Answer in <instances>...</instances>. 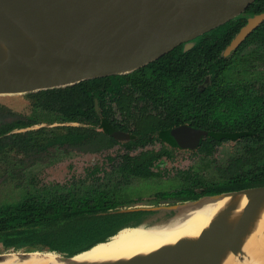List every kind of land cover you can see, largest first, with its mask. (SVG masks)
Masks as SVG:
<instances>
[{
  "label": "trees",
  "instance_id": "obj_1",
  "mask_svg": "<svg viewBox=\"0 0 264 264\" xmlns=\"http://www.w3.org/2000/svg\"><path fill=\"white\" fill-rule=\"evenodd\" d=\"M261 11H264V0H255L241 15L201 35L191 48L184 50L180 45L134 71L26 93L34 112L52 113L54 121L65 123L55 129L34 128L38 123L35 114L23 115L0 102V113L8 116L0 121V154L14 151L37 162L57 146L88 145L90 149H99L102 139L107 138L100 126L108 132L116 129L113 125L115 105L130 114L128 96L136 83L141 86L142 95H157L163 89V96L173 95L172 101L177 103L183 93L184 76L194 73L203 81L204 75L209 74L211 83L199 93H194L192 87L185 90L190 96L199 97V111L206 109V113L211 114L208 146L202 151L212 153L215 143L237 138L244 140V151L238 156L239 163L234 160L237 164L231 162L226 168H220L226 172V177L208 180L200 176L178 192L185 193L187 199L263 185L264 161L260 155L264 153V87L255 88L254 83L235 86L226 76L241 65L238 61L241 49L250 47L249 54L264 49V21L236 51L229 56L223 54L248 16ZM246 54L241 55L242 59L246 60ZM23 128L26 129L21 130ZM156 156L146 151L137 155L126 153L116 167L117 173L113 170L99 176L98 168L91 169L87 177L29 190L20 200L1 206L0 250L49 248L71 255L107 240L122 227L141 224L139 211L112 210L128 201H123L117 193L128 182V176L155 174L148 163ZM194 186L203 189L197 192Z\"/></svg>",
  "mask_w": 264,
  "mask_h": 264
},
{
  "label": "water",
  "instance_id": "obj_2",
  "mask_svg": "<svg viewBox=\"0 0 264 264\" xmlns=\"http://www.w3.org/2000/svg\"><path fill=\"white\" fill-rule=\"evenodd\" d=\"M254 1L0 0V95L134 71L180 45L184 50L191 48L201 35L241 15ZM262 21L264 11L248 16L223 54H230ZM172 132L181 139L179 134L187 130L178 127ZM113 134L119 135L117 131ZM240 194L245 195L246 203L235 221H230ZM224 196H231V201L195 237H183L127 257L69 264H221L227 253H243V238L264 202V184L172 204L112 210L148 209L152 213L139 225H164L182 210L197 209ZM11 250L53 251L60 260L68 261L81 252L69 255L49 248Z\"/></svg>",
  "mask_w": 264,
  "mask_h": 264
},
{
  "label": "flooded vegetation",
  "instance_id": "obj_3",
  "mask_svg": "<svg viewBox=\"0 0 264 264\" xmlns=\"http://www.w3.org/2000/svg\"><path fill=\"white\" fill-rule=\"evenodd\" d=\"M246 38H244L242 42ZM241 43L233 51H236L237 48L241 45ZM246 48H248L249 50L244 51ZM249 51H252V49L248 46H246L245 48L239 51L238 54L240 55V57L238 58V61L240 62L241 65L239 64L240 65L239 67L232 69L231 74L227 75L226 77L231 82V84H234L235 86L236 84L248 85V83L251 84L254 83L255 88H261V86L264 87V75L260 76L262 77V79L259 76L253 78H246V79H243L242 77L233 76V73L235 71L236 72H240L241 70L246 71V69L242 67L243 63H249L251 61L250 59L251 57L255 58L256 56V58H261L262 62H264V49H260L259 51H257L256 54L253 53L249 54L248 53ZM232 52L225 56L231 55ZM243 53H247L246 60L242 59L241 57ZM210 83H211V75L209 74L204 75L203 81H201V78H199L198 75H194V73L190 76H184L183 80L181 81L183 93H181L179 97V99L181 100L177 101V103L172 101L174 97L173 95L170 98L163 96L165 92L163 89L159 91L157 95H148V94L142 95L141 86L138 83H136L134 85L132 94L128 96L129 97L128 100L129 101L131 100L130 114L127 112L123 113L118 108V106L114 104L115 120L113 121V125L116 126V129L113 130L112 132H108L107 130H105V128L103 129L102 126H100L102 132H104L107 138L102 139L100 143L101 146L99 149L96 150L94 148L90 149L88 145L81 146L80 148H68V147L65 148L63 146L62 147L57 146L53 149L58 148L64 151L76 150L82 152H100L106 149H110L115 145H119V148H121L120 151H117L115 155L108 156L109 166H104L103 164H95L94 166L89 167L87 169L88 172L91 169L98 168L99 170L97 172V175L99 176H105L107 172H111L113 170H115L117 173L118 168L116 167L121 162L122 156L125 155L126 153H129L130 155H137L146 151V152H153L155 156L156 154H159L158 156L153 158L150 163H148L150 170H152L155 174L128 176L127 179L128 182L119 188V190L117 191L118 195H120V191L126 185L132 183V178L135 177L155 178V179L159 177L168 178V175H165L166 173H168V170L162 167V164L167 162L172 163V161H174L177 170L173 172V174L175 176L176 174L181 173L180 179L182 180L179 183H175V186H173V188L172 187L168 189L156 188L155 192H157L156 195L158 200L152 203L154 204L158 203V205H161V204H170V202L172 201L178 202L189 199H195V198L185 199L184 195L186 194L179 193L178 190H181L183 188L185 189L186 186H188L192 181L198 179L201 175L197 176L195 172H192L190 170V167H193L195 163H193L191 166H188L187 167L188 169L187 168L179 169L177 167L179 164L178 158H182L186 152H190V153H197L198 156L201 155L205 159L206 157L212 156L217 150L218 146L226 141H231V140L244 141L241 138L225 140L220 144L215 143L214 148H212V153H205L202 151L204 146H208L206 145V139L210 135V128H208V126L211 124V114H207L206 109H204L203 112L199 111L201 107L199 97L197 95L190 96L188 92H185V90L192 87L194 93L195 92L199 93L201 89H204L205 86H207ZM97 105L99 108L98 103ZM206 117L208 118V120L205 119ZM101 119H104L103 116H101ZM178 127H183V129L187 130L186 134L184 133L179 134L181 136V139L176 138L174 133L172 132L173 129ZM114 131H117L119 135L115 136L113 134ZM166 132H168L167 133L168 135L165 134ZM244 145L245 142L243 144V147H241V149L243 148V150H244ZM206 149L207 148H204L203 150ZM207 160L208 159L206 158L205 162ZM87 172L85 176L82 175L72 176L71 179H69V181H67L66 183H69L73 178L87 177ZM100 172H102V175L100 174ZM202 179H204L203 176ZM54 184H64V183L55 182V183L41 184L39 187L37 186L36 188L47 187ZM153 188H155V184L153 185ZM194 189L197 192H200L202 191L203 187L194 186ZM200 196H202V194ZM136 197L138 198V196ZM161 201L163 202L160 203ZM131 202H135V197L129 198L128 201L125 202L123 205H118L114 209L130 204ZM136 206H141V205H136ZM143 206H148V205H143ZM150 206H156V205L152 204ZM138 211L139 213L137 215L138 216L140 215V220L144 221L146 219V214L148 215L149 213L148 209L128 211V212H138Z\"/></svg>",
  "mask_w": 264,
  "mask_h": 264
},
{
  "label": "rangeland",
  "instance_id": "obj_4",
  "mask_svg": "<svg viewBox=\"0 0 264 264\" xmlns=\"http://www.w3.org/2000/svg\"><path fill=\"white\" fill-rule=\"evenodd\" d=\"M248 50L249 49L246 48L244 51ZM250 59L251 61L249 63H243L242 67H244L246 71H235L233 76L246 79L264 75V62H262L261 58H256L255 56V58L251 57ZM260 78L262 79V77ZM0 102L13 108L15 111L21 112L23 115L29 116L35 114L38 117V123L33 126L34 128L46 126L48 128L55 129L58 125L65 124L54 121V115L52 113L40 111L34 112L31 109L29 98L26 93L0 95ZM7 118L8 116L6 117L5 113H0V121ZM69 124L81 125V123L78 122ZM24 129L26 128L21 130ZM243 144L244 141L241 140L226 141L218 146L212 156L206 157L208 159L206 162V158L204 159L201 155L198 156L197 153L186 152L182 158H178L179 164L177 167L179 169H184L195 163V167H190V170L195 172L197 176L201 175L204 179L208 180L222 179L226 177V172H222L220 168H226L231 162L237 164L234 160H237L239 163L238 156L242 155L244 151L243 148L241 149ZM120 149L119 145H115L110 149L100 152H82L76 150L64 151L58 148H51L49 152L50 155L45 156L37 162L31 160L29 156L16 153L14 151L0 154V207L6 205L7 203L20 200L29 189L30 191H33L41 184L55 182L66 183L74 175L85 176L87 169L95 164L109 166L108 156L115 155V153L120 151ZM260 158L264 161V153L260 155ZM162 167L168 170V173L165 174L168 175V178H132V183L126 185L120 191V194L123 201H127L129 198L135 197V202H131L130 204L122 207H126L128 205H158V203H152L158 200L156 195L157 192H155L156 188H173L175 183H179L182 180L180 179L181 173H178L175 176L173 174V172L177 170L174 161H172V163H163ZM100 174L102 175V172H100ZM152 183L153 185L155 184V188H153ZM136 196H138V198ZM162 202L163 201L160 203ZM176 202L172 201L170 204ZM149 213H152V211H149ZM0 248H2L1 244ZM1 251L3 250H0V252ZM42 252L44 254H48L49 256L56 255L55 252ZM42 261L48 262L47 260Z\"/></svg>",
  "mask_w": 264,
  "mask_h": 264
},
{
  "label": "bare ground",
  "instance_id": "obj_5",
  "mask_svg": "<svg viewBox=\"0 0 264 264\" xmlns=\"http://www.w3.org/2000/svg\"><path fill=\"white\" fill-rule=\"evenodd\" d=\"M246 200L244 194L236 197L237 206L229 216L230 221H235L240 215ZM230 201L231 196H224L197 209L187 208L164 225L124 227L107 240L81 251L69 261L60 260L57 254L49 256L37 250L30 252L9 250L0 253V264H69L72 261L113 259L151 251L183 237H195L223 211ZM179 216L182 217L178 219ZM242 251L240 255L227 253L222 258L221 264H264V202L243 238ZM48 252L53 253V251Z\"/></svg>",
  "mask_w": 264,
  "mask_h": 264
}]
</instances>
